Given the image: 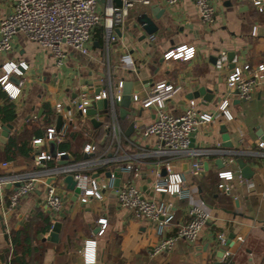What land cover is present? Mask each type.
<instances>
[{"label":"crops","instance_id":"0c3cea01","mask_svg":"<svg viewBox=\"0 0 264 264\" xmlns=\"http://www.w3.org/2000/svg\"><path fill=\"white\" fill-rule=\"evenodd\" d=\"M14 2L0 0V19L11 11ZM211 3L216 12L210 26L200 21L191 0H180L174 7L151 0L150 5L164 9L159 18L151 13L150 5L135 3L124 26L115 30L117 39L110 44L108 51L104 45L103 29L96 27L89 54L70 51L59 71L48 54L39 50L24 34L17 33L12 51L0 53V76L3 73L1 66L6 62H23L27 66L26 70H21V76L13 74L8 78L13 85L19 81L23 83L16 101L11 102L0 87L5 102L11 103L15 111L14 120L8 123L12 127L8 137L4 140L0 135V178L4 180L29 174L35 168L31 153L23 157L15 150L12 159H5L3 151L7 140L19 136L29 123L36 124L38 119L42 120L45 116H48V124L52 122L51 104L74 97L82 83H90L102 76L106 65L113 79L131 82L130 93L140 98H144L156 82L165 81L177 87V93L166 104V110L170 113L180 114L186 107L185 101L190 100L189 96L201 88L209 90L213 99L208 104H203L201 97L193 100L200 111L214 112L215 104L226 96L224 82L232 68L228 63L222 71L217 72L214 68L216 56L224 51L227 55L233 53L239 65L264 64V14H259L250 0H211ZM103 8L104 2L102 5L98 3L100 13ZM142 14L152 20L154 30L151 34L137 22V17ZM150 36L154 39L150 40ZM180 45L194 47L193 59L188 62L162 60V54L167 49ZM131 61L135 63V71ZM229 99V111L234 118L226 127L233 149L221 147L219 126L222 124L199 129L195 135V146L215 148L220 145L223 151H238L240 156L235 157V161L243 159L253 174L250 179H244L234 162L230 169L246 183L241 184L234 179L227 197L206 205L212 220L200 231L194 243L178 241L172 251L150 256L158 239L148 222L119 210L110 195L104 203L80 206L75 199L76 193L66 186L64 209L58 215L63 223L57 243H51L45 240L53 225L43 203V188L37 187L12 208L8 199L17 184L4 180L0 182V262L13 264L15 250L14 264H84L82 249L85 241L92 240L96 243L95 264H264V157L248 154L257 141L264 139V77L250 101H240L234 93ZM3 103L0 99V106ZM129 109L132 107L129 106L127 112ZM33 115L36 120L26 122ZM126 115L123 119L119 118L128 127L131 122L125 121ZM151 119L152 112L148 110L138 111L135 118L141 125L149 123ZM48 124L40 127V138ZM5 125L0 121L1 131ZM33 139L29 141V146ZM82 146L83 143L78 151L83 159ZM218 156L204 158L207 170L204 169V176L194 182L197 190L193 188V194L197 193L202 200L201 181L209 175L216 178L217 172L222 169L215 165ZM68 159L74 161L70 156ZM3 163L8 165L3 167ZM247 183L253 187L248 188ZM193 197L196 200V195ZM187 205L188 202H174L175 222L185 219ZM99 217L107 219V229L101 237L96 236ZM46 222H49L50 228L44 234L41 231ZM219 233L225 235V248L230 251V257L226 260L222 259L225 248L216 239ZM230 236L233 239L229 242ZM237 237L242 238V242H238Z\"/></svg>","mask_w":264,"mask_h":264},{"label":"built area","instance_id":"2783aa9c","mask_svg":"<svg viewBox=\"0 0 264 264\" xmlns=\"http://www.w3.org/2000/svg\"><path fill=\"white\" fill-rule=\"evenodd\" d=\"M99 1L15 0L11 11L0 19V53L12 51L13 39L20 32L39 50L48 54L59 71L70 51L89 54L92 33L96 27H102L104 45L108 51L110 44L117 39L115 30L124 26L134 4L151 3V0H122L117 7L112 0H103L104 8L100 13L97 10ZM157 1L174 7L180 0ZM191 1L200 21L212 25L216 11L211 0ZM250 2L259 14H264V0ZM149 39L153 40L154 37L150 36ZM194 56V47L180 45L167 49L162 54V60L188 62ZM228 63L227 54L221 51L216 56L214 68L220 72ZM230 63L233 67L224 82L226 96L215 104L214 112L200 111L193 99L185 101L186 107L180 114L168 112L166 104L178 88L165 81L154 83L144 98L130 93L129 106L132 109L128 110L125 117V121L133 124L130 136L125 135L127 125L119 118L124 82L113 79L106 65L104 74L90 83H82L74 97L51 104L52 122L44 128L42 138L30 142L34 170L29 174L4 179L18 185L9 196V206L15 207L20 199L37 187H42L43 203L53 225L64 209V178L71 176L75 183L74 189L77 190L75 199L80 206L104 203L113 194L119 210L129 212L137 220L151 225L158 240L150 256L172 251L178 241L194 243L200 231L212 220L209 208L192 190H197L194 182L204 176V158L222 156H218L222 169L216 174L217 189L221 193L228 195L231 192L234 179L241 184L246 183L230 169L234 165V158L240 156L238 151H223L220 145L215 148L195 146V135L199 129L218 124L226 127L233 120L229 111V97L236 92L238 100L250 101L264 77V64L239 65L236 57ZM130 64L135 71V63L131 61ZM1 69L0 87L8 99L14 102L19 98L23 83L19 81L13 85L8 82V78L13 74L21 76V70H26L27 66L23 62L10 61L4 63ZM101 101L106 104L98 109L96 104ZM90 110L94 111L92 116L87 115ZM140 110L152 112L149 123L141 125L136 122ZM57 116H61L62 120L59 130L55 129ZM91 119L99 123L98 127L91 126ZM35 120L33 115L26 122ZM70 129L80 130L84 134L85 141L81 149L83 159L69 161L65 153L56 150L52 156L48 150H43L48 142H53L57 147L68 139ZM248 154L264 157V140L257 141ZM183 164L189 165L188 174L180 168ZM7 165L2 164L3 167ZM116 179L117 188L114 187ZM4 180L0 178V182ZM143 184H146L145 191L141 189ZM247 187L252 188L253 185L247 183ZM174 202H188L182 222H175ZM96 224V236L101 237L107 229V219L99 217ZM216 239L221 247L227 246L224 234H217ZM237 241L242 242V238L237 237ZM95 247V241H85L82 249L84 264H95ZM229 257L230 251L226 248L222 250V259Z\"/></svg>","mask_w":264,"mask_h":264},{"label":"water","instance_id":"95a60500","mask_svg":"<svg viewBox=\"0 0 264 264\" xmlns=\"http://www.w3.org/2000/svg\"><path fill=\"white\" fill-rule=\"evenodd\" d=\"M121 1L122 0H112V3L119 7L121 5ZM103 0H100L98 3H100L101 5L103 4ZM149 9L151 11V13L155 14V18H159L160 15L163 14L164 9H160L159 6L157 5H150ZM137 22L142 26V28L149 34H151L154 30V25L152 23V20L146 15V14H142L140 16L137 17ZM233 53H229L227 55L228 58V62L230 63L232 58H233ZM231 67H233V65H230ZM130 92H131V82H124L123 83V89H122V98H121V102H120V109H119V116L121 119L124 118V116L127 114V109L129 108L130 105ZM234 94H236V92H234ZM202 100L203 104H208L211 102V100L213 99V94H211V92L209 90L206 89H199L196 92L192 93L189 98L190 99H197L200 98ZM239 102V101H237ZM106 102L105 101H101L98 102L96 104L97 108H103L105 106ZM41 114V111H40ZM94 114L93 110H90L87 112L88 116H92ZM62 124V120H61V116H58L56 119V125H55V129L59 130V128L61 127ZM90 124L92 127L96 128L98 127L99 123L96 122L94 119L90 120ZM12 129L11 125H5L4 127H2V131L0 133L1 137L5 140L8 137L9 131ZM133 130V124H130L127 129L125 130V135L126 136H130L131 132ZM219 133L221 135V147L222 148H227V149H233V144L229 139V135L227 132V129L224 125H220L219 126ZM4 140L2 142H4ZM264 140V139H262ZM50 146V154L52 156L55 155L56 153V145L53 143H49ZM235 164L237 165L238 169L240 170V175L244 178V179H250L252 177L253 172L251 171L250 167L243 161V159L238 158L235 161ZM215 165L217 166V168H221L222 164H221V160L220 159H216L215 160ZM186 168V170H185ZM189 165L187 164L186 166L184 165L182 167L183 170H185L186 173H189L190 169H189ZM204 169L207 170V163H204ZM163 173V172H162ZM107 176H109V174L107 173ZM64 182L66 184V187L68 190L74 191L75 193H77V190L74 189V181L72 180L71 176H66L64 178ZM118 186V179H116L114 187L117 188ZM16 187H18V185H16ZM141 189L143 191L146 190V184H143ZM149 195L151 196V193H149ZM110 197H114L113 194L110 195ZM60 229H61V224L59 222H55L48 234V236L45 238L46 241L51 242V243H57L58 241V236L60 233ZM233 239V236L229 237V242L230 240ZM229 244V243H228Z\"/></svg>","mask_w":264,"mask_h":264},{"label":"trees","instance_id":"16d2710c","mask_svg":"<svg viewBox=\"0 0 264 264\" xmlns=\"http://www.w3.org/2000/svg\"><path fill=\"white\" fill-rule=\"evenodd\" d=\"M0 99H2L4 102L3 105L0 106V121L3 124L11 123L15 118L14 106L11 103L5 102L4 94H0ZM46 124H48V116H45L42 120L38 119L36 124L29 123L19 136L10 137L7 140L3 151L5 159H12V155L14 154L15 150H17L19 155L23 157L29 156L31 153L29 141L33 138H40L42 136L40 127ZM84 141L85 139L82 131L70 129L68 139L58 146V151L60 153H66L68 156L72 157L74 161H79L81 155L78 150ZM217 184V177L215 178L210 175L200 183L202 198L207 206H210L215 200H219L221 197L228 196L224 193L218 192ZM57 222H59L61 225L63 223V221L58 218ZM49 228L50 224L49 222H46L41 232L45 234ZM13 256L14 258L12 261L16 262L15 250L13 252Z\"/></svg>","mask_w":264,"mask_h":264},{"label":"rangeland","instance_id":"374dc122","mask_svg":"<svg viewBox=\"0 0 264 264\" xmlns=\"http://www.w3.org/2000/svg\"><path fill=\"white\" fill-rule=\"evenodd\" d=\"M41 58V57H40ZM49 143H53V142H48V144L46 145V147L43 150H48L50 152V146ZM54 144V143H53Z\"/></svg>","mask_w":264,"mask_h":264}]
</instances>
